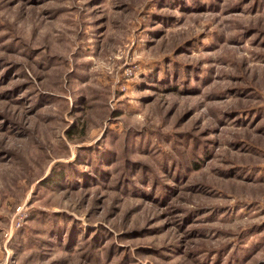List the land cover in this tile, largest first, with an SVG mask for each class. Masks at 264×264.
I'll use <instances>...</instances> for the list:
<instances>
[{"label":"rangeland","instance_id":"rangeland-1","mask_svg":"<svg viewBox=\"0 0 264 264\" xmlns=\"http://www.w3.org/2000/svg\"><path fill=\"white\" fill-rule=\"evenodd\" d=\"M0 264H264V0H0Z\"/></svg>","mask_w":264,"mask_h":264}]
</instances>
